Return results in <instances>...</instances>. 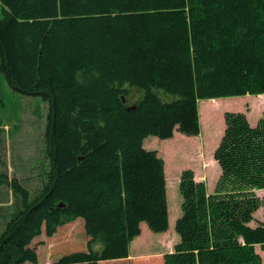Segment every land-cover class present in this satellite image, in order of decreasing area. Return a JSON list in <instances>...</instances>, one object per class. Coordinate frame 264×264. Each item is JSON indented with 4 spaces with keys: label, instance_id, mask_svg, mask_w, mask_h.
Returning a JSON list of instances; mask_svg holds the SVG:
<instances>
[{
    "label": "trees",
    "instance_id": "obj_1",
    "mask_svg": "<svg viewBox=\"0 0 264 264\" xmlns=\"http://www.w3.org/2000/svg\"><path fill=\"white\" fill-rule=\"evenodd\" d=\"M0 3V73L14 92L47 102L51 165L33 196L0 172L17 196L0 233V264H38L34 239L73 223L82 224L85 249L51 264H125L142 222L153 232L169 227L164 160L143 139L194 136L200 114L204 122L233 108L213 99L198 114L199 100L264 96V0ZM224 126L213 192L184 169L179 241L162 263L133 264H260L264 223H249L264 207L255 191L264 190V113L252 126L226 111Z\"/></svg>",
    "mask_w": 264,
    "mask_h": 264
},
{
    "label": "rangeland",
    "instance_id": "obj_2",
    "mask_svg": "<svg viewBox=\"0 0 264 264\" xmlns=\"http://www.w3.org/2000/svg\"><path fill=\"white\" fill-rule=\"evenodd\" d=\"M2 8L0 3V18ZM220 99L223 104L233 105V108L223 109L220 113L213 110L208 113L204 122H201L200 118L199 134L192 136L174 130V136L169 139L148 136L143 140L145 148L156 150L164 160L169 227L166 231L153 232L142 222L140 234L130 243L131 254L124 259L125 264H133L135 259L148 257H155L162 263L163 254L174 250L173 245L179 241V234L174 225L175 219L181 215L182 195L179 192V178L184 169H191L194 180L204 181L207 192H213L221 172L213 151L225 129L224 112H242L252 126H256L264 113L263 94L259 97L246 94ZM207 100H199L198 107L205 108ZM258 105H261V109ZM47 110L46 101L36 95L14 92L6 83L4 74L0 73V172L7 173L10 178L16 177L20 184L28 189L30 196L42 189L51 167L44 134ZM215 113H218L216 118ZM150 138L159 143H151L152 147L148 146L146 141ZM255 191L257 196L264 197V190ZM16 199L17 196L8 185L0 184V233L4 229L5 219L16 205ZM253 217L255 218L249 223L250 226L258 222L264 223V207L254 211ZM85 240L87 238L83 234L82 224L73 223L67 228H60L52 238L42 233L34 239L32 245L36 246L40 256L38 264H51L70 250L85 249ZM60 242V247L53 251ZM94 247L100 249L101 243L97 242ZM255 249L261 256L260 264H264V251L259 245H256Z\"/></svg>",
    "mask_w": 264,
    "mask_h": 264
},
{
    "label": "crops",
    "instance_id": "obj_3",
    "mask_svg": "<svg viewBox=\"0 0 264 264\" xmlns=\"http://www.w3.org/2000/svg\"><path fill=\"white\" fill-rule=\"evenodd\" d=\"M207 99H208L207 102H206L207 105H208V104L211 105V104L208 103V102L212 101L213 99H214V100H221L220 98H207ZM198 105H199V103H198ZM198 114H200V107H198ZM200 118H201V114H200ZM174 134H175V131L173 132V135H172V136H174ZM147 137H148V136H147ZM147 137H146V138H147ZM151 137L156 138L157 136H156V137H155V136H151ZM154 138H153V139L150 138V140H149L150 142H149V141H146V143H147L148 146H151V147H152L151 143H154V144L159 143V142H156V139H154ZM157 138H158V137H157ZM170 138H171V137H170ZM144 139H145V138H144ZM144 139H143V140H144ZM142 143H143V142H142ZM143 145L145 146L144 143H143ZM168 217H169V216H168ZM130 254H131V249H130ZM128 257H130V255H129Z\"/></svg>",
    "mask_w": 264,
    "mask_h": 264
},
{
    "label": "water",
    "instance_id": "obj_4",
    "mask_svg": "<svg viewBox=\"0 0 264 264\" xmlns=\"http://www.w3.org/2000/svg\"><path fill=\"white\" fill-rule=\"evenodd\" d=\"M122 101L124 102V98H122ZM128 108H134V106L132 105V106H129Z\"/></svg>",
    "mask_w": 264,
    "mask_h": 264
}]
</instances>
